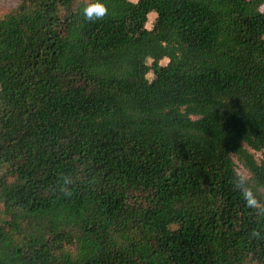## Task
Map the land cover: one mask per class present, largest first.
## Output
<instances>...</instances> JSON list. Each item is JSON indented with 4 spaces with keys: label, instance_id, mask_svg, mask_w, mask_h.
Segmentation results:
<instances>
[{
    "label": "trees",
    "instance_id": "16d2710c",
    "mask_svg": "<svg viewBox=\"0 0 264 264\" xmlns=\"http://www.w3.org/2000/svg\"><path fill=\"white\" fill-rule=\"evenodd\" d=\"M3 2L0 264H264V0Z\"/></svg>",
    "mask_w": 264,
    "mask_h": 264
},
{
    "label": "clouds",
    "instance_id": "9594fccd",
    "mask_svg": "<svg viewBox=\"0 0 264 264\" xmlns=\"http://www.w3.org/2000/svg\"><path fill=\"white\" fill-rule=\"evenodd\" d=\"M107 11L108 9L103 3V0H90L89 4L83 10V15L88 20L100 19ZM245 199L249 204L253 203L248 194H245Z\"/></svg>",
    "mask_w": 264,
    "mask_h": 264
},
{
    "label": "rangeland",
    "instance_id": "374dc122",
    "mask_svg": "<svg viewBox=\"0 0 264 264\" xmlns=\"http://www.w3.org/2000/svg\"><path fill=\"white\" fill-rule=\"evenodd\" d=\"M133 1H136V0H133ZM2 3H6V2H3V0H0V9L2 7ZM261 9L264 11V4L261 6ZM154 17H155V13L154 12H150L148 14V20H147V22L145 24V26L147 28H150L151 27V24H152V22L154 20ZM149 62H150V60H149ZM166 62H167V59L166 58H164V59H162L160 61L161 64H165ZM147 77L150 79L152 77V74L151 73H148L147 74ZM255 155H256L257 158H259V154L258 153H255ZM235 162L237 164V172L240 173V174H242V175H247V171L240 164H238V162L236 160H235Z\"/></svg>",
    "mask_w": 264,
    "mask_h": 264
}]
</instances>
